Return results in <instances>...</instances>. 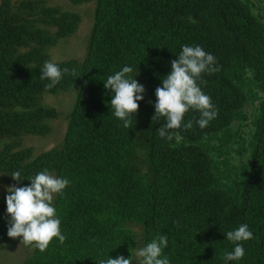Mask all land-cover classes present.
I'll list each match as a JSON object with an SVG mask.
<instances>
[{"label":"trees","instance_id":"obj_1","mask_svg":"<svg viewBox=\"0 0 264 264\" xmlns=\"http://www.w3.org/2000/svg\"><path fill=\"white\" fill-rule=\"evenodd\" d=\"M65 1L94 7L82 60L53 56L82 32L81 14L59 0H0V183L28 186L44 169L71 182L53 201L66 240L43 252L26 245L21 264L135 259L134 249L158 235L168 236L171 264H223L233 247L224 234L245 223L254 238L233 264H264V0ZM184 45L217 59L220 70L203 74L201 86L218 115L204 129L172 130L180 139L168 142L158 134L164 118L153 119L155 90ZM45 61L79 78L65 75L46 90ZM125 65L145 88L129 128L111 115L103 86ZM42 142L56 146L46 151ZM13 171L22 172L19 184Z\"/></svg>","mask_w":264,"mask_h":264},{"label":"clouds","instance_id":"obj_2","mask_svg":"<svg viewBox=\"0 0 264 264\" xmlns=\"http://www.w3.org/2000/svg\"><path fill=\"white\" fill-rule=\"evenodd\" d=\"M177 59L171 61V71L166 77H161L160 87L155 90L156 101L153 105L154 118L163 117L165 123L159 128L158 134L168 142L180 139L179 133L172 130L191 129L195 123L200 129L206 128L218 115L211 97L202 90L206 81L203 74H212L220 70L216 57L200 45H184ZM130 65H125L107 77L103 86L111 94L109 110L111 115L122 122L124 128L132 126L134 115L139 103L144 100L145 88L138 83ZM77 76L76 70L61 68L58 63L45 61L40 69V79L47 80L45 89L55 88L65 75ZM79 78V77H78ZM189 111L199 113V118L185 121ZM11 178L19 184L21 171H13ZM30 184L23 187H7L5 204L8 220L7 235L9 238H20L21 243L34 245L39 251H45L54 240L63 243L66 236L61 230V217L54 206V196L63 194L70 185V180L58 176L47 169L39 171L34 177L28 178ZM233 247L225 251L221 257L223 264H233L245 256L244 242L254 238L248 224L224 234ZM168 247V236L158 235L143 247H136L135 259L120 255L111 258L109 255L101 258L98 264H171L165 255Z\"/></svg>","mask_w":264,"mask_h":264},{"label":"rangeland","instance_id":"obj_3","mask_svg":"<svg viewBox=\"0 0 264 264\" xmlns=\"http://www.w3.org/2000/svg\"><path fill=\"white\" fill-rule=\"evenodd\" d=\"M59 3L64 5L67 10L81 14L84 17V20L87 19V21L85 25H83L84 27L81 33L68 41L62 42L53 50V56L56 61L69 60L73 58L82 60L87 52V41L93 25L94 7H74L65 0H59ZM60 100H64L67 103L70 102V99L67 97L65 98L64 96H62ZM63 105H65V103H63ZM41 144L46 145V151L53 149L56 146L55 143L48 142L47 144H45V142H42ZM33 146H37V143L33 144ZM240 162L241 160L235 157V163L241 166ZM7 187H13V185L10 183L7 184L6 181L0 183V195L6 194ZM3 246V250H0V264H21L22 261L27 258V255L29 254L28 251H31L25 244L21 243L20 238H9L7 232L6 242L3 243Z\"/></svg>","mask_w":264,"mask_h":264}]
</instances>
